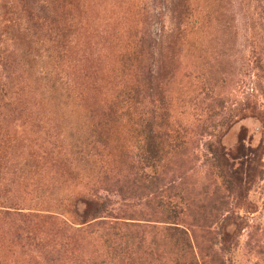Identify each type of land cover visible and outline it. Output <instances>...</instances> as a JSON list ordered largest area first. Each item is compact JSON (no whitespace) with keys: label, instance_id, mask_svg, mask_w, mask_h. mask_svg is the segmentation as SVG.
<instances>
[{"label":"rangeland","instance_id":"1","mask_svg":"<svg viewBox=\"0 0 264 264\" xmlns=\"http://www.w3.org/2000/svg\"><path fill=\"white\" fill-rule=\"evenodd\" d=\"M62 5L57 24L68 44L56 64H47L49 38L36 33L31 53L38 57L0 67L7 99L0 109V264L104 261L102 229L83 224L91 194L107 202V223H139L147 236L153 227L161 234L169 196L183 194L195 208L212 194L225 197L226 225L224 216L205 227L187 219L194 251L214 256V264H264V0ZM50 67L60 78L56 92L42 74ZM156 73L164 100L155 123L164 119L168 130L185 132L186 144L157 156L159 167L147 174L160 179L145 188L133 126L151 108L144 79L149 84ZM136 88L137 110L125 95ZM91 138L103 147L80 153ZM208 141L224 150L231 194L215 177ZM221 224L229 238L224 251ZM162 256L156 264L166 262Z\"/></svg>","mask_w":264,"mask_h":264},{"label":"trees","instance_id":"2","mask_svg":"<svg viewBox=\"0 0 264 264\" xmlns=\"http://www.w3.org/2000/svg\"><path fill=\"white\" fill-rule=\"evenodd\" d=\"M20 13L25 17L27 26L22 23ZM62 14L65 15L62 0H0V36L4 37L3 46L0 47V67L6 69L10 65L17 63L23 65L28 62L32 55L31 47L34 45L33 38L37 35L36 33H44L42 37L49 38L47 42L51 46L52 53H48L47 64L53 62L56 64V60L61 57L60 52L68 44L67 29L57 24ZM157 73L156 77L149 80V84L148 77L147 80L144 79L146 91L151 97V108L147 113H144L142 108L139 116L135 115L133 126L136 136L140 138L138 146L140 154L135 168L138 170L139 178H143L145 188L153 186L160 179L155 175L149 177L147 174L149 170L156 172L159 167L160 161L157 156H173L178 152L177 149L186 144L185 132L168 130L166 124H162L164 119L160 125L155 123L153 116L158 109L162 108L164 100L163 85L159 83V80H163ZM42 74L44 78L48 77L49 88L56 92L60 78H56L55 68H46ZM126 94L127 103L132 105L131 108L137 110L138 106H142V102L139 101L141 95L137 88L125 92ZM6 100V96L0 92V109L7 107ZM98 144L103 147L100 140L96 142L91 138L86 143H80L78 149L80 153L87 152V148L96 152ZM205 148L210 155L211 167L221 188L225 193L231 194L232 188L226 169L224 150L221 149L219 142L214 141H208ZM83 203L89 208L83 224L92 225L91 222H93L97 228L102 229L105 260L99 264H156L161 252L163 254L161 260H166L164 264H214V256H210L207 252L197 254L194 251L189 230L185 227L186 221L190 218L189 220L194 221V224L202 223L205 227V221L218 222L219 218L224 216L223 222L226 225V219H231L228 215L225 217L228 213L224 209L225 205H228L225 197L212 194L203 207L195 208L183 194L177 196V200L171 195L163 204L164 219L159 222L162 224L161 234L157 233L158 229L153 227L149 229V232L153 233L147 236L148 227L139 223L117 220L107 223L103 215L107 212L108 204L100 195L91 194ZM224 225L219 228L222 243L220 250L223 251L229 249V238ZM160 246L164 249L161 252Z\"/></svg>","mask_w":264,"mask_h":264}]
</instances>
